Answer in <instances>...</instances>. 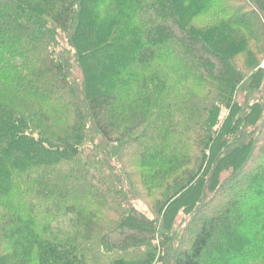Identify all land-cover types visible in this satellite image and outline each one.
<instances>
[{
	"label": "trees",
	"instance_id": "1",
	"mask_svg": "<svg viewBox=\"0 0 264 264\" xmlns=\"http://www.w3.org/2000/svg\"><path fill=\"white\" fill-rule=\"evenodd\" d=\"M263 63L264 0H0V264H264Z\"/></svg>",
	"mask_w": 264,
	"mask_h": 264
},
{
	"label": "rangeland",
	"instance_id": "2",
	"mask_svg": "<svg viewBox=\"0 0 264 264\" xmlns=\"http://www.w3.org/2000/svg\"><path fill=\"white\" fill-rule=\"evenodd\" d=\"M177 29H175L174 28V32L176 33L177 31H176ZM90 42V41H89ZM89 45H90V43H89ZM247 192H250V190H248V188H247V190H246ZM247 199V198H246ZM246 199L244 200V201H242V205L243 206H246L247 204H248V202L246 201ZM248 200V199H247ZM222 205V202H221V200H220V198H217L216 199V201L213 203V205H212V207L215 209V210H218L219 209V207ZM141 206V205H140ZM142 207V206H141ZM214 209H211V211H214ZM241 212H238L237 213V217H241L242 216V214H240ZM234 257H236L237 255H233Z\"/></svg>",
	"mask_w": 264,
	"mask_h": 264
},
{
	"label": "built area",
	"instance_id": "3",
	"mask_svg": "<svg viewBox=\"0 0 264 264\" xmlns=\"http://www.w3.org/2000/svg\"><path fill=\"white\" fill-rule=\"evenodd\" d=\"M262 67L264 68V64L262 65Z\"/></svg>",
	"mask_w": 264,
	"mask_h": 264
}]
</instances>
